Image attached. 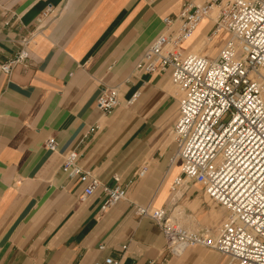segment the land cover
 <instances>
[{"label":"crops","instance_id":"1","mask_svg":"<svg viewBox=\"0 0 264 264\" xmlns=\"http://www.w3.org/2000/svg\"><path fill=\"white\" fill-rule=\"evenodd\" d=\"M205 1L0 0V64L35 33L26 63L9 75L0 71V264H103L107 257L120 264H228L199 246L165 259L160 229L134 215L135 207L150 206L177 218L173 213L184 207L193 214L190 227L213 235L226 218L191 210L193 186L203 193L196 184L185 182L173 193L180 164L171 162L170 131L180 93L170 71L136 70L164 32L162 20L175 18L186 3ZM47 9L45 26L35 31ZM212 27L210 14L185 49L205 40L211 45L201 55L215 57L226 35L209 40ZM103 87L119 90V106L109 114L96 108ZM50 137L55 152L45 147ZM70 150L101 183L112 185L118 175L125 199L108 209L99 191L82 199L84 184L61 170ZM141 168L146 174L138 178Z\"/></svg>","mask_w":264,"mask_h":264},{"label":"built area","instance_id":"2","mask_svg":"<svg viewBox=\"0 0 264 264\" xmlns=\"http://www.w3.org/2000/svg\"><path fill=\"white\" fill-rule=\"evenodd\" d=\"M213 12L209 40L225 34L223 46L215 57L188 52L184 45ZM49 15L47 9L35 31L42 30ZM162 21L164 32L146 50L136 70L147 74L170 71V82L180 93L177 120L170 131L176 144L171 162L180 164L172 190L185 182L196 184L227 216L213 235L181 226L165 208L137 206L134 215L160 229L165 259L199 246L227 258L228 264H264V0L186 3L175 18ZM34 35L22 39L18 52L0 64L2 73L9 75L26 63ZM118 106V88L103 87L96 108L109 114ZM96 130L91 128L89 133ZM45 147L55 152V139L48 138ZM78 159L76 150L68 151L61 170L84 184L82 199L99 191L103 209L125 199L126 189L118 175L112 176V185L103 184L82 170ZM145 174L141 168L136 176ZM103 264L120 261L107 257Z\"/></svg>","mask_w":264,"mask_h":264},{"label":"rangeland","instance_id":"3","mask_svg":"<svg viewBox=\"0 0 264 264\" xmlns=\"http://www.w3.org/2000/svg\"><path fill=\"white\" fill-rule=\"evenodd\" d=\"M193 44L194 45L192 46V52L200 53V54H207V52H208L207 50L210 47L209 45H211L208 42H206L205 40L204 41L200 40V41L193 43ZM218 50H219V48L215 51L216 52L215 54H212V56H215L217 54ZM174 191H173V193H174ZM191 191H194V194L192 196H190V200H193V199L196 200V203H194V206L191 207V210L193 209L194 211H196L199 209H207V210H210L213 214H217L220 211L223 214L222 219H223V217H225V214L227 216V213H225L226 211L224 209H222L220 206L214 204L209 199L204 197V194L201 193L200 189H197L196 186H193ZM174 194H177V193H174ZM182 198H184V196H182ZM183 208L184 207H180L173 213V215L177 217L176 218L177 221L182 226H184L185 228H188L190 230H198V228H195L192 226L190 227V225L193 224V222H194L193 219H191V215H193V214H191L190 212H187V211L185 212ZM215 216L216 215H214V217Z\"/></svg>","mask_w":264,"mask_h":264},{"label":"bare ground","instance_id":"4","mask_svg":"<svg viewBox=\"0 0 264 264\" xmlns=\"http://www.w3.org/2000/svg\"><path fill=\"white\" fill-rule=\"evenodd\" d=\"M215 16V12H213L212 14H211V17L213 18Z\"/></svg>","mask_w":264,"mask_h":264}]
</instances>
